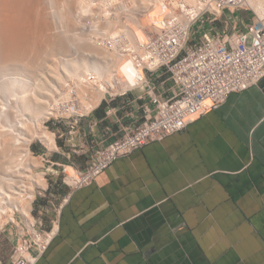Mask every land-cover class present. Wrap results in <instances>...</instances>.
Returning a JSON list of instances; mask_svg holds the SVG:
<instances>
[{
	"label": "crops",
	"instance_id": "obj_1",
	"mask_svg": "<svg viewBox=\"0 0 264 264\" xmlns=\"http://www.w3.org/2000/svg\"><path fill=\"white\" fill-rule=\"evenodd\" d=\"M255 21L251 11L226 10L213 27L247 31ZM147 79L164 98L177 90L164 69ZM148 89L101 99L67 132L91 153L85 166L150 116ZM40 198L35 214L53 232L36 264H264V77L183 131L115 160L91 184L73 190L56 177ZM10 240L1 262L15 257Z\"/></svg>",
	"mask_w": 264,
	"mask_h": 264
},
{
	"label": "bare ground",
	"instance_id": "obj_2",
	"mask_svg": "<svg viewBox=\"0 0 264 264\" xmlns=\"http://www.w3.org/2000/svg\"><path fill=\"white\" fill-rule=\"evenodd\" d=\"M51 1L52 0H47L45 2L47 5L42 8L43 0H0V228H2L7 221L16 223V212L22 213L23 218L28 222V218L30 219L32 215L33 201L36 198V186H46L44 176L34 173V167L41 164L31 151L30 142L33 138L38 137L53 147L56 144L54 133L49 131L43 124L46 119H49L52 114H55L53 107L59 112V109L62 107L61 105H65L72 97L71 94L73 90L78 93L80 89H88L87 91L90 90L91 92L95 91V93H97L94 102L92 101L91 103L89 100L90 96H88V92H86V94L84 93L85 95L82 94L86 91L85 90L80 94L81 97H85H83L84 99L82 100L85 103L88 101L90 102L87 103L88 105L85 103V105H82L83 102L80 101L79 104L80 108H85L86 106L85 110L88 111H85V113H89L101 99H104L107 92L111 93L110 90L118 85L122 87L121 92L132 88L139 90L142 86L140 85L141 80L139 79V74L142 76L145 74L144 70L139 66L138 61L129 56L127 57V54L124 52L126 48H137L139 40V44H144L148 41V34H144L145 27L144 29L141 28L143 24H139L141 25L139 29H143L142 33L144 34L141 38L133 28L124 24L119 18L112 19L106 17L103 21L101 19L96 21L101 23V28L103 29L102 35L104 34L103 36L108 37V49H111V51L103 48L105 44L102 45V43L98 42V46L95 45L92 40V38L95 39L94 37L86 39L85 44L91 48L93 47L91 49L93 54H89L91 58L82 56L77 60L67 62L71 65L68 71L70 76H77L80 79L77 78V81L69 79L66 83L61 77L62 75H59L55 71L58 76L56 80L60 81L59 78H62L61 80L65 82H60L61 91H58V97L56 99H54L55 97L53 98V96H55L54 91L59 90V87L55 89L56 85L54 84L41 81L39 85L37 84L36 87H34L35 90L30 92L28 88V83H30L29 77L26 75V72L22 73V71H18L17 64L21 62L26 64L30 56H36V58H38L37 53H41L40 48L42 49L41 51L44 50L46 52V55H44L45 65L49 63L48 61L50 59H55V57L60 61L59 53L62 54L64 51H67L68 36L70 35L66 30L61 33L56 22H60V24L64 22L71 31V25H73V23L74 25H78L80 22L79 20H81L80 18L77 20V14L74 13L76 10L75 8L77 7L82 13H87V11L91 9L89 6L95 4L94 2L92 4L91 0L90 3H87V0H75L74 4H76V7L73 8L74 5L72 2L74 0L69 2L72 3L71 6H69L67 0H53L54 2L62 3L64 8L59 10L58 14H52V9L50 11V7H48V5L51 6ZM139 1L141 4H147L151 0ZM172 1L175 6H178L181 0ZM184 1L193 5L195 9L199 7L200 0ZM164 2H166V0H161L159 2L156 7V10L159 9V11L151 17V31L153 28L156 31L160 30L156 24L160 23V28H162L164 24L169 27L175 23L174 20L165 21V17L169 16L167 14L169 7H165ZM247 5L252 7L261 18H264V0H247ZM122 9L124 10L123 7ZM107 10H104L105 15L109 16L111 12ZM79 11L77 12L79 13ZM185 11L188 14L194 13V10L191 11L187 8H185ZM101 12L99 11L100 14ZM53 16H58L55 22L52 20ZM183 22L185 24L182 27H186L188 21L183 20ZM74 25L73 27H75ZM92 31L94 30L92 29ZM94 34L96 36V32H94ZM135 35H137V46L136 44H130V42L124 39V44L127 45L121 47V50L116 47V45L119 46L116 40H119L121 37H126L128 39L134 38L133 36ZM72 36H75L77 40L83 39L82 36L81 38L77 37L76 33L75 35L72 34ZM70 42L69 40V43ZM80 42L81 41H79V44ZM122 42L123 41H120V43ZM77 46L74 47L77 48ZM44 57L42 56L41 58ZM119 57H121V59L123 58V64L118 63ZM41 58L40 60L33 59L34 63H37V65L42 63ZM140 59L141 56L138 57V60ZM66 60L70 59L61 60L64 63V67L66 65ZM34 63L32 65H34ZM42 65L44 64L42 63ZM47 66H50V64ZM35 67L38 68V66ZM24 69L26 70L27 68ZM90 70H93V73L88 74L87 72ZM52 71L54 72V70ZM70 82L76 85L72 86ZM47 97L53 98L56 106H49V99H47ZM73 109L74 108H70L67 110L65 108L64 111L78 113L77 110L73 111ZM31 218H33V215ZM28 224L31 226V229L34 230V218L33 221L30 223L28 222ZM38 239L40 241L41 237L38 236Z\"/></svg>",
	"mask_w": 264,
	"mask_h": 264
},
{
	"label": "built area",
	"instance_id": "obj_3",
	"mask_svg": "<svg viewBox=\"0 0 264 264\" xmlns=\"http://www.w3.org/2000/svg\"><path fill=\"white\" fill-rule=\"evenodd\" d=\"M164 6L169 7L165 21L174 20L175 23L169 27L164 24L162 28L160 23L156 24L160 30H150L146 43L139 44V40L137 48L124 51L127 57L138 61L145 72L144 76L139 74V79L140 85H149L150 116L126 128L110 143L99 146L85 167L75 162L69 165L58 163L63 166L62 182L70 189L91 184L115 160L129 156L143 145L183 131L197 118L219 108L231 93L243 91L264 77V18L247 5V0H200L197 9L184 0L178 6L172 0H166ZM185 8L194 10V13L188 14ZM244 9L251 10L256 17L247 31L227 32L224 28L213 27L215 20L226 10ZM183 20L188 21L186 27H182ZM207 26L213 27L212 30ZM205 29L209 31L200 41L189 46L194 36ZM158 69L168 72L177 87L171 97H162L147 79L148 72ZM130 90L135 89L109 94L110 97L106 95L105 98L125 95ZM82 117L77 114L67 119L71 134L77 131ZM34 219L38 223V230L34 229V232L22 233L17 227L15 257L6 264H36L46 249L53 231L42 230V215Z\"/></svg>",
	"mask_w": 264,
	"mask_h": 264
},
{
	"label": "rangeland",
	"instance_id": "obj_4",
	"mask_svg": "<svg viewBox=\"0 0 264 264\" xmlns=\"http://www.w3.org/2000/svg\"><path fill=\"white\" fill-rule=\"evenodd\" d=\"M46 1L47 0H43L42 8H44L47 5V4H45ZM67 1H68V3L71 2V0H67ZM137 1H138V3H137ZM160 1L161 0H159V1L158 0H155V1L151 0L147 4H141V2L139 0H113V1H110V0H91V3L93 4V2H94L95 4H93V6L92 5L89 6V8H91L90 10H88L89 12L88 11H87V13L83 12L84 13L83 14L75 6L76 4H74L75 3V0H74L72 2L74 5L73 8L76 7L75 8L76 10L74 11V13L77 14V15L75 14L77 17V20H78V18L81 19V20H79L80 21L79 24L74 25V23H73V25L75 27H73V25H71L72 26L71 31L64 22L61 24H60V22H56V24L59 27V29H60L59 31L61 33L65 32V30H66V32H68L70 36H72V34L75 35V33H76L77 37L81 38V36H82L83 39L77 40V38L75 36L74 37L68 36V45H67V49H66L67 51H64V53H62V54L59 53L61 60L70 59V60H66L65 67L63 65L64 64L63 61H61V60L59 61V59L57 57H55V59H50L48 61L49 63H47L45 65L44 55H46V52L44 50L41 51L42 50L41 48H40L41 53H39V52L37 53L38 58H36V56H30L31 58L29 57V60L27 61L26 64H24L23 62L18 63L17 64L18 71L19 72L22 71V73L26 72L27 73L26 75L29 77V80H30V83H28L29 91L30 92L34 91L35 90L34 87H36L37 84L39 85L41 83V81L46 82V83H50V84H54V85H56L55 89L59 87L58 88L59 90H57V91L55 90L54 91L55 94L53 93L55 96L52 95L53 98L55 97L54 99H56L58 97V91H61L60 82H62V83L66 82L67 83V80H69V79L75 80V81L80 79L77 76L76 77L73 75L70 76L68 71L70 70L71 65L67 62H71L72 60H77V59L81 58L82 56L87 57V58H91L90 55L93 54V52H91L92 51L91 49L93 47L91 48L90 46L85 44L86 39L94 37L96 40L93 38H92V40H93V43H95V45L98 46V42L102 43V45L105 44V47H103V46L102 47L104 49L111 51V49H108L109 48V44H108L109 39H107L108 38L107 36H103L104 34L102 35L103 29L101 28L102 27L101 23L97 22L96 20L101 19L103 21V20H105L106 17H109L112 19H118L119 18L124 24H127L128 26L133 28V30L137 32V35L142 38L144 34L146 35L150 31L151 17H153L159 11V9L156 10V7ZM86 2L90 3V0H87ZM72 3H69V6H71ZM48 7H50L49 8L50 11L52 9V11H51L52 14L53 13L58 14L59 10L64 8V5L62 3L54 2L52 0L51 6L48 5ZM122 7L124 8V10L122 9ZM127 7H128V9H127ZM104 10L111 12V14H109V16H106ZM77 11H79V13ZM99 11L100 12L102 11L101 14L99 13ZM248 11H251V10H248ZM80 12H81V14H80ZM57 17L56 16L52 17L53 22H55L57 20ZM140 23L143 24V27H141V28L144 29V27H145L144 34L142 33L143 29H141V30L139 29L141 26V25H139ZM92 29L94 31H92ZM69 31L72 33H70ZM94 32H96V36H95ZM89 34H91V35H89ZM137 35L133 36L134 38H130V39H128L126 37L125 38L121 37L119 40H116V41H118L117 44H119V46L116 45V47H118V49L121 50V47L126 46L127 44H124V39H126L127 42H130V44H134V45L136 44V46H137ZM198 36H200V35H198ZM69 40L71 41L70 43H69ZM79 41H81L80 44H79ZM95 41L97 42V44ZM120 41H123V42L120 43ZM75 42H76V44H75ZM196 42H197V40H194V39L191 40V42L189 43V46L194 45ZM74 46H77V48H75ZM38 51H39V47H38ZM42 56L44 58H41ZM40 58H41L42 63L44 65H42V63H40L38 65H37V63L36 64L34 63L33 59H35V60L39 59L40 60ZM122 59H121V57L118 58L119 64H123L124 61ZM32 60H33V62H32ZM28 62L32 66V68L28 64ZM33 63L35 66H38V68H36L34 65H32ZM49 64H50V66H47ZM24 65H27V66H24ZM28 67H30V68H28ZM24 68H27V69L25 70ZM45 70H46V73H45ZM52 70H54V72ZM55 71L59 75H62L61 77L64 79L65 82L63 80H61L62 78H59L60 81L56 80V77H58V76H57V73ZM92 71L93 70H90L87 73L91 74V73H93ZM52 75H54V76H52ZM85 76H83V77H85ZM52 80H54V81H52ZM70 83L72 86L76 85L72 82H70ZM58 84H59V86H58ZM123 87H124V85H123ZM62 88H64V87H62ZM85 90L86 89H80L78 91L79 94L77 92H75V90H73V92L71 94L72 97L70 98V100L67 101L65 103V105L63 104L67 110L70 108H74L73 111L77 110L78 113L77 112L71 113L69 111H64L65 108L63 105H61L62 107H61V109H59V112H58V110L56 111V109L53 107V106H56V104L53 101V98L47 97V99H49L48 105L49 106L53 105L52 107H53L55 114H52L51 117L49 119H46L43 124L48 128L49 131L54 133L56 144L53 147V146L49 145L48 143H46L45 141H43L42 139H39L38 137L33 138L32 141L30 142L31 151L34 153V156L37 158V161H39L41 164V165L34 167V173L41 174L44 176L45 182H46L45 187L48 186V183L51 184L52 182H54V179H56V177L61 179V180H63V178H64V173L62 172V168H61L63 166H60L57 163L53 164L52 161H59L61 164H66V165L67 164L69 165L70 163L72 164L73 162H75L78 165L83 167L86 164L87 157H89V155L91 154L90 152H86L87 150H85V148H83L81 146V144L79 143L77 138L70 140V141H69L70 138L67 139V132L71 131V127L68 124L67 119L69 117H75V115H77V114H83V117L86 118V117H88V114L94 110L93 109L89 113H85V111H88V110H85L86 106H85V108H83V107L80 108L79 102L80 101L83 102L82 99L85 98L84 96H83L84 98L81 97L80 94ZM87 90L85 92H83L82 94L85 95L86 92H88V96H90L89 100L92 103V101L94 102V99L96 98L97 93H95V91L91 92L90 90L89 91H87ZM110 91H111V93L107 92V94H106V95H108V97H110L109 94L115 95V94L120 93L122 91V87L120 85H118L117 87L111 89ZM93 93H94V95H93ZM91 95L93 96V98ZM91 98H92V100H91ZM86 99H87V97H86ZM87 101H88V99H87ZM90 101H88L87 103H89ZM84 103L85 102H83L82 105H85V104L88 105L87 103H85V104ZM75 113H77V114H75ZM65 154H66V156H64ZM45 187L36 186V189H35L36 198L33 201V209L31 212L33 215V218L36 216L35 205H36V203H38V201L40 199H42V198H40V195H41L42 190ZM34 207H35V210H34ZM32 215H31V217H32ZM31 217H30V219L28 218L29 223L33 221V218H31ZM15 218H16V223L17 224L19 223L20 225L16 226V223L7 221L3 225L4 227L2 226V228H0V249H1L0 252H2L4 254L5 259L8 258V255L11 253L12 244H11L10 239H13V242L16 245L17 241L14 239L15 235H13V233L16 234L15 231L17 230V227H18L19 231L22 233L25 231H30L29 233L34 232V230L31 229V226L28 224L27 220H25L23 218L22 213L16 212ZM34 223H35V219H34ZM33 226H34L33 227L34 229H37L38 223H35ZM11 236H13V238H11ZM8 238H10V239H8ZM1 257H2V255H1ZM1 259H2V262L4 261L2 264H6L8 262L7 260H4L3 258H1Z\"/></svg>",
	"mask_w": 264,
	"mask_h": 264
},
{
	"label": "clouds",
	"instance_id": "obj_5",
	"mask_svg": "<svg viewBox=\"0 0 264 264\" xmlns=\"http://www.w3.org/2000/svg\"><path fill=\"white\" fill-rule=\"evenodd\" d=\"M116 96H121V95H116ZM115 97V96H114ZM113 98V97H112ZM108 99V98H107ZM105 97H104V99H102V101L103 100H107ZM82 119V118H81ZM78 125H79V123H78ZM15 236H16V234H15ZM16 240V239H15ZM11 261V260H10ZM9 262V261H8ZM3 262H1V264H2Z\"/></svg>",
	"mask_w": 264,
	"mask_h": 264
},
{
	"label": "trees",
	"instance_id": "obj_6",
	"mask_svg": "<svg viewBox=\"0 0 264 264\" xmlns=\"http://www.w3.org/2000/svg\"><path fill=\"white\" fill-rule=\"evenodd\" d=\"M34 148V147H33Z\"/></svg>",
	"mask_w": 264,
	"mask_h": 264
}]
</instances>
